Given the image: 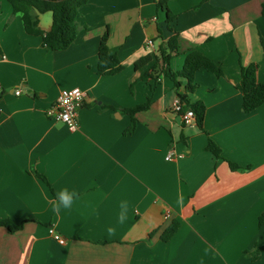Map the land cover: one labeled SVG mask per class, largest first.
Masks as SVG:
<instances>
[{
    "label": "crops",
    "instance_id": "crops-1",
    "mask_svg": "<svg viewBox=\"0 0 264 264\" xmlns=\"http://www.w3.org/2000/svg\"><path fill=\"white\" fill-rule=\"evenodd\" d=\"M263 4L169 1L180 45L171 69L181 71L185 53L196 50L224 71L218 78L200 70L190 94L184 80L177 89L163 74L157 83L142 79L172 36L155 0H90L64 51L29 34L22 15L0 0V219L24 223L16 233L0 228V264H264V104L245 114L237 88L241 66L257 65L264 83ZM31 15L41 32L51 31V13ZM107 31L124 67L115 75L98 73ZM149 55L152 62L135 70ZM74 88L86 94L76 131L47 116L60 93ZM179 95L204 104L202 127L174 113ZM148 99L150 109L135 115L129 133L126 110ZM209 139L223 159L207 150ZM63 189L75 195L57 212ZM122 201L128 218L120 224ZM174 221L179 230L165 242Z\"/></svg>",
    "mask_w": 264,
    "mask_h": 264
},
{
    "label": "trees",
    "instance_id": "trees-1",
    "mask_svg": "<svg viewBox=\"0 0 264 264\" xmlns=\"http://www.w3.org/2000/svg\"><path fill=\"white\" fill-rule=\"evenodd\" d=\"M90 0H8L13 8V12L22 15V20L26 31L31 35L41 36L44 45L52 51L67 50L77 39L79 35V27L77 18L80 8L86 5ZM157 8L166 14V20L169 25V32L172 33L171 38L161 47L160 54L157 57V62L153 67L147 71L142 79L145 82L151 83L158 80L160 74L165 75L171 79L176 88H180L178 80L186 81V90L188 93H194L198 86L196 84V74L200 70H207L216 77L224 76L222 66L217 64L212 59L205 56L203 53L191 50L187 53L183 69L179 72H174L170 67L173 54L180 53L179 34L171 28V23L174 22L175 16L169 9L168 3L170 0H155ZM264 16V4L262 7ZM51 13L53 17L52 29L48 33L41 32L37 27L38 23L32 18V11ZM109 31H107L101 38L98 52V73L100 75H115L124 70L120 60L116 54H112L108 47ZM264 45V43H263ZM1 52V49H0ZM152 62V56H146L136 62L135 70L139 71ZM159 62V65H157ZM163 64L160 69L159 66ZM133 88V86H131ZM238 90L243 93V112L245 114L252 113L264 104V83L258 81V66L251 65L249 67L241 66V81L237 85ZM182 102L189 105L197 116V124L202 127L206 108L203 103L197 102L191 104L186 96L179 95ZM152 105L151 99L142 105L135 108L127 109L126 113L131 116V125L128 129L132 133L136 129L135 115L150 109ZM207 150L213 153L217 158L223 159L222 150L212 140L209 139ZM233 170H241L237 165L229 162ZM46 181V178L42 177ZM26 223V222H25ZM264 225V213L259 218V227ZM23 224H16L10 219H0V228H6L10 233H16L21 230ZM180 223L174 221L162 236L165 242L170 241L178 232ZM254 260L259 256V243L255 244Z\"/></svg>",
    "mask_w": 264,
    "mask_h": 264
},
{
    "label": "built area",
    "instance_id": "built-area-1",
    "mask_svg": "<svg viewBox=\"0 0 264 264\" xmlns=\"http://www.w3.org/2000/svg\"><path fill=\"white\" fill-rule=\"evenodd\" d=\"M2 92L3 88L0 86V95ZM22 93L21 89L14 91L16 96H20ZM85 96V92L79 88L63 90L60 93L57 102L48 110L47 116L54 121L65 124L72 131L78 130V113L83 107ZM173 111L181 118L185 125L197 124V116L195 112L189 105L182 102L181 99H176ZM54 239L62 245L66 243V240L58 234H54Z\"/></svg>",
    "mask_w": 264,
    "mask_h": 264
},
{
    "label": "clouds",
    "instance_id": "clouds-1",
    "mask_svg": "<svg viewBox=\"0 0 264 264\" xmlns=\"http://www.w3.org/2000/svg\"><path fill=\"white\" fill-rule=\"evenodd\" d=\"M74 195L75 193H69L67 189H63L59 191L56 194L57 200L53 202L55 206V210L59 212L61 209V206H63L64 208L71 207ZM127 218H128V202L122 201L121 202V212L119 215V223L123 224L127 220ZM107 232L109 235H114L116 232V229L114 227H109L107 229Z\"/></svg>",
    "mask_w": 264,
    "mask_h": 264
}]
</instances>
